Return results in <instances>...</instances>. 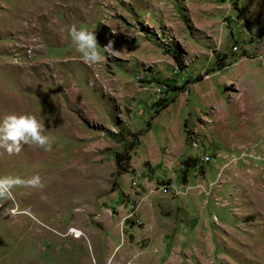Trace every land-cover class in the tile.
I'll use <instances>...</instances> for the list:
<instances>
[{
    "label": "rangeland",
    "instance_id": "rangeland-1",
    "mask_svg": "<svg viewBox=\"0 0 264 264\" xmlns=\"http://www.w3.org/2000/svg\"><path fill=\"white\" fill-rule=\"evenodd\" d=\"M72 26L121 54L86 64ZM8 115L54 142L0 149L46 185L13 190L0 264H264V0H0Z\"/></svg>",
    "mask_w": 264,
    "mask_h": 264
},
{
    "label": "clouds",
    "instance_id": "clouds-1",
    "mask_svg": "<svg viewBox=\"0 0 264 264\" xmlns=\"http://www.w3.org/2000/svg\"><path fill=\"white\" fill-rule=\"evenodd\" d=\"M69 35L76 51L80 53L83 61L88 65H99L106 61L105 53L119 56L120 51H115L113 42L101 48L94 32L83 29L78 30L75 26L69 29ZM53 138L45 135V125L32 115H8L0 120V149L9 156L18 155L23 146L28 145L42 149L45 152L53 150ZM45 183L40 175H33L27 179L13 176L0 177V201H11L13 207L3 209L4 215L13 217L29 215L32 213L27 209H21L16 202L13 190L17 187H28L35 190H43ZM2 208V205H0Z\"/></svg>",
    "mask_w": 264,
    "mask_h": 264
},
{
    "label": "trees",
    "instance_id": "trees-1",
    "mask_svg": "<svg viewBox=\"0 0 264 264\" xmlns=\"http://www.w3.org/2000/svg\"><path fill=\"white\" fill-rule=\"evenodd\" d=\"M172 58H173V61L175 63L176 68L181 71L182 69H181V62H180L179 57L175 55V56H172ZM200 79H201L200 76H196L193 81H200ZM190 82H192V81H189L187 79V80L184 81V83L181 85V87H172V88L175 91H178V90L182 91V90H184L185 85L190 84ZM165 107H166V103H164L163 105L158 106V108L154 110V113L156 114L159 110H161V109H163ZM128 161H129V155L127 153V149L123 153H115L114 154V164H115L116 167L120 166L121 162L127 163ZM186 161L193 163V160H191V159H186ZM186 161H184V162H186Z\"/></svg>",
    "mask_w": 264,
    "mask_h": 264
}]
</instances>
